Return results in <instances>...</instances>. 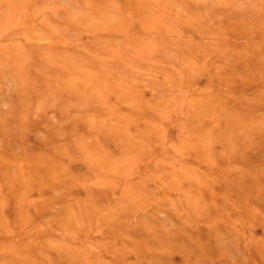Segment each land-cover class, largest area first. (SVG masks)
<instances>
[{"label":"rangeland","instance_id":"obj_1","mask_svg":"<svg viewBox=\"0 0 264 264\" xmlns=\"http://www.w3.org/2000/svg\"><path fill=\"white\" fill-rule=\"evenodd\" d=\"M0 264H264V0H0Z\"/></svg>","mask_w":264,"mask_h":264}]
</instances>
